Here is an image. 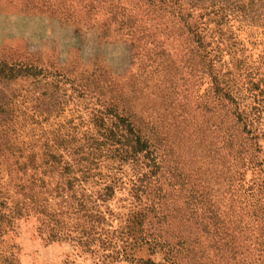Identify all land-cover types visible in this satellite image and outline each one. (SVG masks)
<instances>
[{
  "label": "rangeland",
  "instance_id": "rangeland-1",
  "mask_svg": "<svg viewBox=\"0 0 264 264\" xmlns=\"http://www.w3.org/2000/svg\"><path fill=\"white\" fill-rule=\"evenodd\" d=\"M195 2L204 3L0 0V60L36 68L30 74L0 75V110L27 120L23 128L29 133L19 136L18 145L32 143L38 125L47 131L90 129L95 115L113 109L127 114L160 155L157 181L139 199L130 190L128 166L115 171L121 182L99 209L107 216L103 242L88 250L71 242L46 245L34 235L33 219H20L12 239L19 247L18 264H95L101 253L113 256L106 264H141L148 258L160 264H226L232 254L222 249L253 233L252 208H264V95L251 85L262 73L254 68L263 37L246 23H228L254 74L251 82L237 78L233 104L212 88L206 64L211 59L218 68L229 59L222 54L216 63L214 51L204 56L215 45L216 25ZM236 134L241 139L230 138ZM104 162L100 172L112 173ZM144 207L143 229L153 233L133 242L123 226ZM211 224L226 235L215 256ZM152 239L170 248L154 247ZM228 264H239L237 256Z\"/></svg>",
  "mask_w": 264,
  "mask_h": 264
},
{
  "label": "trees",
  "instance_id": "trees-1",
  "mask_svg": "<svg viewBox=\"0 0 264 264\" xmlns=\"http://www.w3.org/2000/svg\"><path fill=\"white\" fill-rule=\"evenodd\" d=\"M203 2H195V6L203 10L216 25L215 45L204 56H210L214 51L216 63L220 62L222 54H226L229 59L218 68L213 66L211 59L206 64L212 88L234 104L236 99L232 91L236 87L237 78L248 77L251 82L254 75L252 68L246 66L244 48L239 47V40L227 28L229 21L233 19L246 23L251 30L263 37L259 42L263 48L256 60L258 67L254 68L255 73L262 68V73L257 82H251V85L253 90H259V95H264V0ZM194 37L195 42H199L198 35ZM249 43L253 45V41ZM202 47L199 43V56L205 52ZM33 70L36 68L30 65L8 64L0 60V75L12 77L30 74ZM259 83L263 86L260 87ZM231 107V113L239 121L237 105ZM19 114L0 110V264H18L19 247L12 239L16 235V225L20 219L32 218L34 235L46 245L71 242L88 250L95 242H103V225L107 216L99 209L114 197L119 186L117 184L121 182V177L116 172H123V167L128 166L130 190L137 199L141 195L147 196L146 188L151 182L157 181L155 177L160 170L159 148L144 137L127 114L117 113L113 109L106 113L100 112L93 118V127L82 130L65 128L47 131L38 125L40 133L36 139H32V143L25 144V147L16 143L19 136H27L29 133L23 128L27 120L23 121V118L17 121ZM33 123L35 122L31 121ZM33 126L30 131H34ZM230 138L241 139L240 134ZM37 142L40 143L39 153L33 151ZM242 145L243 143L238 149H242ZM25 151L29 153L25 154ZM231 151L233 154H241V150L231 148ZM101 162L113 168L112 173L100 172ZM141 209L142 211H133L123 226L124 233L133 242L142 241L146 235L151 236L153 233L143 229L146 216L144 211L147 207ZM251 214L255 224L252 226L253 233L251 232L250 237L240 238L236 247L222 249L224 253L232 254V257L229 255L225 258L226 264L232 262L233 255L237 256L239 264H264V208H252ZM207 219L212 223L211 216ZM209 231L212 233L213 243H217V248L212 252L215 256L221 251L220 246H225L222 241L226 235L220 234L217 224ZM144 232L147 234L143 235ZM150 243L154 247L161 245L165 249L170 248L169 243L156 239H152ZM124 255L129 260L134 259L128 252H124ZM97 258L95 264H106L113 256L101 253ZM139 262L160 264L150 258L140 259ZM64 264L73 263L65 261ZM169 264L176 262L171 260Z\"/></svg>",
  "mask_w": 264,
  "mask_h": 264
}]
</instances>
